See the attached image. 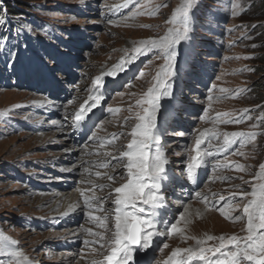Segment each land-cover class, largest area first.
Returning a JSON list of instances; mask_svg holds the SVG:
<instances>
[{"label": "rangeland", "instance_id": "374dc122", "mask_svg": "<svg viewBox=\"0 0 264 264\" xmlns=\"http://www.w3.org/2000/svg\"><path fill=\"white\" fill-rule=\"evenodd\" d=\"M124 2L0 0V18H7V23L0 26V34L12 37L10 42H0V113H7L0 116V232L18 242L22 264L25 257L29 264H103L109 250L107 245L100 248L96 243L97 234L103 233L107 238L108 233L91 218L89 210L59 214L61 210L56 208L62 202L55 208L53 204L61 196L74 194L71 187L76 186L80 192L93 185H106L103 190L85 192L87 197H96L94 205L98 206L111 188L126 182L123 165L127 161L120 158V153L127 150L130 132L139 122L136 114L142 112L135 101L153 85L163 58H157L158 53L142 56L117 77V82L110 83L92 131L85 141L73 142L76 147L68 144L66 133L58 129L57 122L70 126L71 120L65 116L70 117L87 98L86 89L92 87L95 77L126 54L131 55L141 41L166 34L173 27L166 21L182 0H131L127 8L117 9ZM263 3L264 0H195L190 38L178 46L172 95L161 98L157 113L167 168L176 178L166 190L170 207L165 223L175 222L173 218L179 219L185 209L190 222L186 227L184 222L178 224L183 229L181 233L158 237L147 256L139 253L137 259H143V263L163 264L176 248L218 246L219 239L206 241L208 235H247L243 208L253 199V186L264 183L260 178V165L264 164ZM234 4L239 7L233 8ZM233 11L238 15L233 16ZM21 26L26 27L17 35ZM9 48L16 54L15 71L6 68ZM54 56H59L69 70L59 73L58 79L66 99L60 94L50 98L27 87L34 77V65L61 68L62 63L51 59ZM141 69L145 75L135 79ZM30 71L31 75L26 76ZM129 81L132 86L125 87ZM221 88L226 91L220 92ZM74 97L75 103L66 111L67 101ZM57 104L63 107L53 110ZM108 108L119 111L110 114ZM201 116L205 118L200 119ZM229 119L234 122H224ZM205 129L209 135L201 150L207 149L213 155L203 158L200 182L195 186L186 179V165L194 154L191 150L195 139ZM232 132L255 136L235 138L224 151V134ZM113 134L116 138L107 143ZM93 135L95 139L91 138ZM208 144L213 147L208 148ZM65 149L76 151L70 156ZM104 163L109 167L99 166ZM236 165H241L242 170H237ZM97 172L101 175L97 176ZM109 175L117 176V180L109 181ZM197 192L208 198L207 208ZM244 192L249 195L244 196ZM103 207L105 212L93 209L92 215L103 217L111 210L114 216L111 199ZM222 211L227 215H222ZM236 216L241 219L235 220ZM75 224L81 228V242L72 234ZM107 227L114 228L112 218ZM159 227L164 230V224ZM193 237L206 242L197 245ZM163 243L168 247L157 250ZM81 254L88 255L87 259H80ZM192 264L200 262L194 260Z\"/></svg>", "mask_w": 264, "mask_h": 264}, {"label": "snow or ice", "instance_id": "6c2138e0", "mask_svg": "<svg viewBox=\"0 0 264 264\" xmlns=\"http://www.w3.org/2000/svg\"><path fill=\"white\" fill-rule=\"evenodd\" d=\"M130 2L131 0H125L123 4L116 7L117 9L119 7L127 8ZM194 4L195 0H182L181 4L172 12L170 19L166 21L173 25L167 30L166 34L159 39L141 41L139 46L132 49L131 55L126 54L113 64L109 70L95 77L92 81V87L86 89L89 92L87 98L79 104L78 108L72 111L70 117L65 116L66 120H71V127L77 129L82 126L87 127V121L95 114L94 110L105 101L104 94L99 91L100 88L105 87L104 77H112L115 80L121 73H126L140 57L147 56L149 53H158L157 58H163L164 64L153 77V85L147 89L142 98L135 101L136 105L142 108V112H137L136 114V120L139 122L135 124L130 132L131 140L126 146L127 150L120 153V158H126L127 161L123 165L127 170L126 182L118 187L111 188L108 195L98 202V206L94 205L96 197H87L85 192H93L96 188L103 190L106 185H93L86 190L80 191V195L85 197L83 200L84 209L89 210L91 218L97 221L99 227L105 228V232L108 233L107 238H105L103 233L97 234L99 235V240L96 243H99L100 248H104L107 245L109 249L103 257V264H138L137 255L143 253L147 256L148 251L153 248L158 237L168 238L176 233H181L183 229L178 227V224L184 222L186 227L190 222L188 209H185L184 212L179 214V219L173 218L175 222L168 221L165 223L170 207L166 190L176 178L169 173L167 168L168 159L161 143L163 130L158 127L157 113L160 110L161 98L172 95L173 84L171 81L176 76L175 66L177 57L180 55L178 46L190 38L191 13L194 10ZM164 7H167V5H164ZM236 7H239V5L234 4L233 8ZM2 11L0 9V12ZM232 15L236 16L238 12L233 11ZM6 23V16L0 18V26ZM24 27L26 26H21L17 30V35L23 31ZM28 31L31 32L32 29L28 27ZM11 39L12 37L8 35L0 34V42H10ZM8 52L6 68H12L15 71L16 54L12 52L11 48L8 49ZM51 59L54 63H58L56 57H51ZM150 63L151 61L149 60L148 64ZM145 67H147V64ZM48 71L54 79L58 80L59 73H62L64 69L53 67L48 69ZM144 75L145 73L141 69L135 79H140ZM124 86L131 87V81ZM212 87L215 88L216 85ZM224 91L226 90L220 89V92ZM117 95H123V93H117ZM132 95L135 94L132 93ZM76 99L74 97L67 101L65 105L66 111L67 107L73 105ZM209 99L211 100L212 98L209 97ZM129 110H131V107ZM107 111L110 114H114L119 109L108 108ZM244 111L247 112L248 110L245 109ZM4 115H7V113H0V116ZM223 115L228 116L230 114L224 113ZM199 118L204 119L205 117L201 116ZM261 119H264V117ZM224 122L232 123L234 121L229 119ZM235 122L238 123L240 120ZM255 126L253 125V127ZM208 135V129L199 133V136L195 139V147L191 150L194 154L190 156V162L186 165V179L193 183L197 182V172L204 164L203 158L213 155L207 149L201 150V145L206 142V136ZM211 135H215V133H211ZM245 136L252 139L255 134L245 132L225 133L223 150L227 151L228 145L233 142V139ZM91 138L95 139L96 137L93 135ZM114 138H116L115 134L106 142L111 143ZM153 146L154 151H151ZM211 147L213 145L208 144V148ZM113 160H117V158L113 157ZM99 166L107 168L109 164L104 163ZM235 167L237 170H242L241 165H236ZM260 169L262 173L260 178L264 179V164L260 165ZM85 171H88V169H85ZM96 175L99 176L101 174L97 172ZM107 179L115 182L117 176L109 175ZM113 193L115 194L114 199ZM243 195L248 196L249 193L244 192ZM250 195L253 199L243 208L244 215L247 217V235L245 237L241 238L232 235L225 238L221 235L217 238L208 235L206 241L219 239V245L208 248L200 247L198 250L176 248L171 252L170 257L163 261V264H192L194 260L199 261L200 264H264V183L258 187L253 186ZM196 196L206 202L205 207L207 208L208 198L203 196L201 192H197ZM109 199L115 205L114 216L111 210L103 217L92 215L93 209L105 212L103 204ZM220 199L223 200L224 197L221 196ZM72 210H74L73 206L69 205L68 211ZM221 214L227 215L223 211ZM110 218H112L114 228L107 227ZM234 219L238 221L241 217L236 216ZM160 224H164L163 231L159 227ZM88 231L91 233V229H88ZM193 239L196 238L193 237ZM206 241L196 239L197 245H203ZM17 243V241L10 240L3 232H0V256L6 258L0 259V264H22L21 257H23V253L16 247ZM167 247L168 244L163 243L162 247H157V250L162 251L163 248ZM208 253H212V256H209ZM23 264H29L26 257L23 260ZM93 264H98V262L94 261Z\"/></svg>", "mask_w": 264, "mask_h": 264}, {"label": "bare ground", "instance_id": "6f19581e", "mask_svg": "<svg viewBox=\"0 0 264 264\" xmlns=\"http://www.w3.org/2000/svg\"><path fill=\"white\" fill-rule=\"evenodd\" d=\"M61 107H63L61 104H57L55 105L54 108H52L53 110H56L58 111ZM57 126H58V129H60V131H62L63 133H66V136H65V139L67 140L68 144L71 146V147H76V146H72L73 145V142H75L74 140V137L71 136V133H72V127L71 126H67V125H64L62 124L60 121L57 122ZM76 143H79V142H76ZM66 145V144H65ZM66 146H64L65 148ZM67 148V147H66ZM76 149V148H74ZM75 151L76 150H72L70 149L69 151L65 149V153H68L70 154V156H73L75 154ZM71 181V180H70ZM72 186V185H71ZM76 187V186H75ZM75 187H71V191L74 192V194L70 195L69 197H59L58 200L55 201V203L53 204V207L55 208L56 205H59L60 202H62L59 206H57L56 209H60L61 212L59 214H65V213H73V214H76V212L78 213L79 211L83 210L84 207H83V200H84V196H81L80 195V192L75 189ZM63 192V191H61ZM67 192V191H66ZM65 192V193H66ZM69 205H72L74 210L72 211H68V208H69ZM191 209V208H190ZM63 210V211H62ZM197 211V210H195ZM194 211V212H195ZM189 212V211H188ZM192 213V212H191ZM71 231H72V234H74L75 237H78L77 240L80 241L81 239V228L80 226H77L76 224L74 225L73 228H71ZM83 241V239H82ZM81 242V241H80ZM88 257V255H85L83 256V254L79 255V258L80 259H83ZM79 260V259H77ZM103 260V259H102ZM81 262V261H80ZM77 264H80V263H77ZM91 264V263H90Z\"/></svg>", "mask_w": 264, "mask_h": 264}, {"label": "trees", "instance_id": "16d2710c", "mask_svg": "<svg viewBox=\"0 0 264 264\" xmlns=\"http://www.w3.org/2000/svg\"><path fill=\"white\" fill-rule=\"evenodd\" d=\"M263 6H264V3H263ZM1 9V8H0ZM5 9H8V7H6ZM263 12H264V8H263Z\"/></svg>", "mask_w": 264, "mask_h": 264}]
</instances>
